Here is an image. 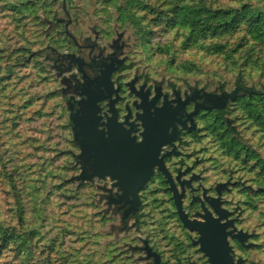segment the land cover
Segmentation results:
<instances>
[{"label": "flooded vegetation", "instance_id": "flooded-vegetation-1", "mask_svg": "<svg viewBox=\"0 0 264 264\" xmlns=\"http://www.w3.org/2000/svg\"><path fill=\"white\" fill-rule=\"evenodd\" d=\"M12 4L30 18L37 38V48H21L27 55L18 54L14 66L30 56L41 63L35 52L43 49L68 57L96 55V60L110 56L103 60L117 66L137 62L121 72L123 77L116 80V72L104 84L98 115L103 122L116 118L118 147H127L132 132L156 160L150 161L152 177L138 192L140 203H132L117 180L96 179L93 194L104 200L94 206V232L98 252L103 251L100 262L264 264V160L243 142L238 120L255 121L264 112L243 115L232 108L223 120L216 111L202 110L192 102L191 89L186 90L172 73L166 75L170 80L161 81V69L148 65L136 48L139 35L132 18L145 5L143 0H13ZM116 40L133 48L98 50ZM90 98L100 99L94 91ZM83 100L89 102V97ZM134 104L141 108L144 127L136 119ZM73 151L77 153L76 148ZM104 203L109 209L105 218L100 212Z\"/></svg>", "mask_w": 264, "mask_h": 264}, {"label": "trees", "instance_id": "trees-1", "mask_svg": "<svg viewBox=\"0 0 264 264\" xmlns=\"http://www.w3.org/2000/svg\"><path fill=\"white\" fill-rule=\"evenodd\" d=\"M156 1L155 9L141 7L137 26L146 22L159 51L180 55L178 66L191 77L264 80V0ZM17 9L0 0V264H99L96 237L87 233L97 218L87 187L55 188L37 209L47 185L76 169L68 155L48 159L53 148L70 147L55 82L35 58L22 68L12 64L29 42ZM251 96L249 105L238 99V108L259 113L264 95Z\"/></svg>", "mask_w": 264, "mask_h": 264}, {"label": "water", "instance_id": "water-1", "mask_svg": "<svg viewBox=\"0 0 264 264\" xmlns=\"http://www.w3.org/2000/svg\"><path fill=\"white\" fill-rule=\"evenodd\" d=\"M100 57L102 63L91 68L89 66V63L92 62L91 55L88 56V62H85L84 56L80 55L74 56L73 59L69 57L67 61L61 60L60 55L51 58L48 56V60L52 62V68L56 72L53 77L59 82L62 98L66 99L65 97L71 94V97L66 100V108L69 112L68 128L71 144L78 149V153L75 154L70 150H65L63 153L72 156L73 167L77 168L79 172L78 175L72 176L65 182L82 183L93 178L117 180L118 185H122L126 189L127 196L132 199L131 202L140 203L138 192L143 184L152 177L150 161L156 160V157L152 156L153 153L150 150L144 149L145 142L131 136L132 132H128L130 138L126 143L127 147H118L115 142L117 133L115 126L120 125L117 124L116 118L113 117L103 122L102 117L98 115L101 100L104 99V84L110 82L114 73L122 70V66H117L112 61L103 60L104 55ZM21 60L25 59L21 58ZM66 62L68 63L65 64ZM73 69L76 74H73ZM69 74L74 75L72 79ZM78 74H80V81L76 78ZM236 86L231 93H226L225 85L219 84L220 92L209 93L206 97L196 94L197 98L202 99L200 108L206 111L214 110L221 119L225 120L228 109L237 98L253 94L264 95V93H247L238 84ZM93 91L99 95V100L90 98L93 96ZM87 97H89V102L83 100ZM134 106L138 114L136 119L139 125L141 122V126L144 127V118L139 114L141 108L137 104ZM45 197L46 193L43 199Z\"/></svg>", "mask_w": 264, "mask_h": 264}, {"label": "rangeland", "instance_id": "rangeland-1", "mask_svg": "<svg viewBox=\"0 0 264 264\" xmlns=\"http://www.w3.org/2000/svg\"><path fill=\"white\" fill-rule=\"evenodd\" d=\"M12 1L13 0H8V4L15 6L12 4ZM143 1H144V4L147 3L148 5H152L154 9L158 5L161 4L160 2H157L156 0H143ZM17 10H20V11H17ZM17 10L14 11V15H16L18 20H20L21 26L25 30L27 38L29 39V42L27 43L28 44L27 48L22 47V46H20L18 48H25V49L34 50L35 48H37V38L35 37V32L33 31V28L35 26L33 25L32 21L30 20L29 17H25L23 15L24 11H22L21 8H18ZM140 10L141 9H139L138 12H135L137 19H135L134 23H133L135 26V30L137 31V34L139 35V39H137V42H139V46L136 48L143 52V56L147 59L146 63L148 65L153 66L156 69L157 68L161 69L160 74H159V78L161 81L170 80L169 77H167L166 75H167V73H172V75L175 78H177V80L184 83V86H186V90L191 89V101L192 102H195L196 104H202V99H199L200 97L197 98L196 94H199V96L204 95V97H206V95H208L209 93L211 94L213 92H220L221 89H219V84L225 85L224 90H226V93L233 92L235 90V88L237 87L236 86L237 84L242 88V90L244 92H247V93H250V92L264 93V80H260V79H257L256 81H246L243 79V77L241 75H237L234 78V81L232 84H227L225 82H216L211 78L191 77V71L186 72V71H184V69L182 70L178 66L179 61L182 59V57L180 55H177L176 57H174L173 55L169 54L166 51H163V50L159 51L157 44L155 42L156 40H154V36H153L154 33L153 32L147 33L145 30L146 22L145 23L143 22L139 26H137L138 19L144 18V13H139ZM155 36H157V35H155ZM111 44H112V46H110ZM107 46H108V48H105ZM7 48L10 49V47H8V46H7ZM128 48H133V46L126 45V44L125 45L124 44H122V45L118 44V40H116V41H113L109 44H106L104 47H99L98 50H100L102 52H106V50H108V49H111V50L112 49H124L125 50ZM188 51L191 52V49H189ZM12 52H13V50H10V53H12ZM52 52H55V51H50V50H46V49L36 51L35 55L41 57V63L39 61H37V57L30 56L23 65L15 66L14 68H19V67L22 68V67H24L25 64L30 63L32 61V58H35V60L37 62H39L43 67H44L43 64L46 63L45 64V66H46L45 71L51 77V79L54 82H57L59 85L58 80H56L53 77V74L54 73L56 74V72L52 68L53 64L50 60H48V56H49V58H51L52 56L55 57L57 55V54H54ZM26 55H27V53H26ZM59 55L61 56V58H62L61 60H63V61H67V59L69 57H71L72 59L74 58V56L68 57V56H65V54H59ZM16 56L17 55H15L14 62L16 60ZM80 56H83V55H80ZM94 56H96V55L92 56V60H91L92 62L89 63V66L91 68H95L96 66H98L99 63H102L101 57L99 58V60H96ZM45 57H47V60H45ZM105 57L109 58L110 56H105ZM122 59H123V63H124V58H122ZM84 60H85V62H88L89 61L88 56L86 57V55H85ZM152 60H154V64H152ZM136 65H137V62L129 63L126 65L122 64V70L120 72H118V76H117L116 80H118L119 77H123V76H120V74L123 70L129 69L131 66H136ZM73 74H76L74 69H73ZM73 74H69L71 79L74 76ZM88 74L90 75V73H88ZM134 76H137V75L135 74ZM76 78H77V80L80 81L81 80L80 74L76 75ZM133 80H137L136 77ZM81 83H82V81H81ZM39 93H42V94H40L41 97H46V94H44L43 92L39 91ZM51 93L55 94L58 97V101H60V96H61L60 85H59L58 89H56V87H55L53 90H51ZM69 95H71V94H69ZM70 97L71 96L65 97L66 99H63L61 96V98L65 102L60 101L61 104H63V103L65 104V107L61 106V108L64 109L68 113L67 114L68 117H69V112H68V108H66V100ZM75 98L77 99V97H75ZM244 98H250V96L237 98L236 101L233 103L234 105L232 104L230 106V108L228 109V113L225 115V118H227V115L230 113V109H232V108H234V112L244 115V112L238 108V104H237L238 99H244ZM241 104H242V102H241ZM263 112H264V109H262V111H260L259 113H263ZM239 117H240V115H239ZM238 120H239V123L241 124L240 127H241V134H243V142L245 144H249L251 146V148L256 152V154L264 160V117H260L258 120H255L254 122H251L253 120L249 121L248 119H245L247 121V123L242 121L240 118ZM67 121H68V118H67ZM231 124L235 125L237 127V124H235L234 122H232ZM67 125H68V123H67ZM70 139H71V135H70ZM69 142H70V147L68 149L53 148L52 154L48 157V159L51 160V159L56 158L58 156L68 155V156H70L71 167H73L74 165H73V161H72V156L70 154L63 153L65 150L73 151V149L76 148L71 144V141H69ZM73 152L76 154L75 151H73ZM77 153H78V149H77ZM75 169H76V173L74 172L73 174H70L67 178L62 179L58 183H49L47 185L46 189L44 190L45 192H44L43 196L38 200V206H37L38 210L41 209L42 203L47 200L48 195L51 193V191L53 189L68 186V185H73L75 190H77L79 188L87 187L88 188V197L90 200L89 203L92 205L93 210H95L94 206H97V204L104 201V200H102L101 196H98L97 194L96 195L93 194V189L95 187H97L96 178H93L90 181H84L82 183H77V182H73V181L65 182L66 180L70 179L72 176L78 175L79 171L77 170V168H75ZM45 193H46V197H45V199H43ZM100 208H101L100 212H101L103 218H105L108 215L109 209L105 203ZM133 217H135V215H133ZM87 233L90 236L96 237L95 243L97 245V254L99 257V264H102L100 262L102 258L99 256V254L102 255L103 251L100 253L98 252L99 244L97 241H98L99 237L94 232V230L88 229ZM101 245H103V242H101ZM101 248L104 249L103 246H101ZM134 264H140L139 260H135Z\"/></svg>", "mask_w": 264, "mask_h": 264}]
</instances>
